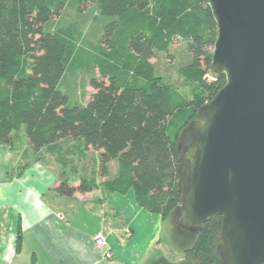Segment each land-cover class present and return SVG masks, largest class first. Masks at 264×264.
<instances>
[{
  "label": "trees",
  "instance_id": "trees-1",
  "mask_svg": "<svg viewBox=\"0 0 264 264\" xmlns=\"http://www.w3.org/2000/svg\"><path fill=\"white\" fill-rule=\"evenodd\" d=\"M73 6L79 12L96 6L109 18L98 45L85 53L70 28L47 25ZM218 36L217 24L204 0H0V144L24 130L35 152L64 139H82L99 155L104 181L82 180L78 187L62 182L59 196L106 192L126 195L165 222L179 206L180 174L187 155L180 150L198 110L226 85L210 80ZM184 42L190 56L179 75L191 96L163 82L152 60ZM85 56L98 70L95 90L81 107H68L60 90L67 68ZM118 162L111 177L110 164ZM222 218L205 224L184 250L190 264H218ZM21 239H18V248Z\"/></svg>",
  "mask_w": 264,
  "mask_h": 264
},
{
  "label": "water",
  "instance_id": "water-1",
  "mask_svg": "<svg viewBox=\"0 0 264 264\" xmlns=\"http://www.w3.org/2000/svg\"><path fill=\"white\" fill-rule=\"evenodd\" d=\"M204 5L218 28L208 77L225 76L226 85L198 110L180 144L187 161L169 219L191 238L186 250L221 217L220 264H264V0Z\"/></svg>",
  "mask_w": 264,
  "mask_h": 264
},
{
  "label": "crops",
  "instance_id": "crops-1",
  "mask_svg": "<svg viewBox=\"0 0 264 264\" xmlns=\"http://www.w3.org/2000/svg\"><path fill=\"white\" fill-rule=\"evenodd\" d=\"M12 138L11 145L0 144V264H146L151 260L164 221L141 208L133 190L123 195L100 187L72 198L55 193L62 182L78 187L82 180L104 181L97 158L91 166L97 176H75L73 182L72 176H65L78 140L64 139L35 152L23 129ZM84 150L93 151L85 145ZM117 174L118 170L111 171L112 178ZM99 236L105 240L104 248L96 244ZM109 252L111 259L105 257Z\"/></svg>",
  "mask_w": 264,
  "mask_h": 264
},
{
  "label": "rangeland",
  "instance_id": "rangeland-1",
  "mask_svg": "<svg viewBox=\"0 0 264 264\" xmlns=\"http://www.w3.org/2000/svg\"><path fill=\"white\" fill-rule=\"evenodd\" d=\"M162 1L152 0V9ZM108 21L109 18L101 16L96 6H91L87 11L82 13L77 11L75 7L68 6L62 15L50 22L46 28L50 31L59 28L72 29L81 44L82 50L88 53L93 51L98 45L103 32V26ZM189 61L190 56L186 44L178 42L171 47L168 53L157 54L152 63L155 66L157 76L163 82L169 83L183 94L191 96L190 87L186 85L184 79L178 73L179 68L188 64ZM99 78L98 70L91 65L84 55L73 62L67 68L60 84V90L69 98L68 107L86 105L95 93L91 81ZM189 139L187 135L183 140V144L185 145ZM83 144L84 141L82 139H78V143H75L74 155L71 157L72 165L64 171L65 176H72V182L75 176H97L91 169L96 158L99 161V156H96L97 151L86 152ZM85 164H88L89 168L84 171ZM117 170L118 162L113 161V165H110V171L115 173ZM190 242L191 238H188L184 231L177 229L175 219L170 218L164 222L158 250L154 252L151 260L146 264H161V261L164 264H190L186 261L184 255L185 246Z\"/></svg>",
  "mask_w": 264,
  "mask_h": 264
},
{
  "label": "built area",
  "instance_id": "built-area-1",
  "mask_svg": "<svg viewBox=\"0 0 264 264\" xmlns=\"http://www.w3.org/2000/svg\"><path fill=\"white\" fill-rule=\"evenodd\" d=\"M96 244L99 248H104L106 243H105V240L102 238V236H99L97 239H96ZM105 257L107 259H111L113 256L112 254L109 252V253H106Z\"/></svg>",
  "mask_w": 264,
  "mask_h": 264
},
{
  "label": "flooded vegetation",
  "instance_id": "flooded-vegetation-1",
  "mask_svg": "<svg viewBox=\"0 0 264 264\" xmlns=\"http://www.w3.org/2000/svg\"><path fill=\"white\" fill-rule=\"evenodd\" d=\"M161 264H164V262H163V261H161Z\"/></svg>",
  "mask_w": 264,
  "mask_h": 264
}]
</instances>
